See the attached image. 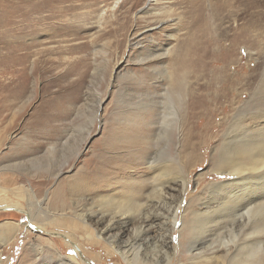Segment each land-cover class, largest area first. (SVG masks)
Returning <instances> with one entry per match:
<instances>
[{
    "label": "rangeland",
    "instance_id": "obj_1",
    "mask_svg": "<svg viewBox=\"0 0 264 264\" xmlns=\"http://www.w3.org/2000/svg\"><path fill=\"white\" fill-rule=\"evenodd\" d=\"M93 2L60 43L44 0H0V264H264V4Z\"/></svg>",
    "mask_w": 264,
    "mask_h": 264
},
{
    "label": "bare ground",
    "instance_id": "obj_2",
    "mask_svg": "<svg viewBox=\"0 0 264 264\" xmlns=\"http://www.w3.org/2000/svg\"><path fill=\"white\" fill-rule=\"evenodd\" d=\"M91 1H93V0H44V3H46V5H47V7L45 8V10L49 14L46 17L41 18V20L44 21V22H46L49 25L50 29L53 32L52 33V37L54 39L55 38L60 39V41H59L60 43H63V42H66V41L68 42V41H70L69 38L71 37L70 25H71V23H72L73 20H75V19H83V20H87L88 21V20H91L93 18V14L95 13V10H93L92 7L95 5V2L91 3ZM239 1H240L241 4H246V14H245V17H248V14H249V11H247V10H249L251 8H254V7H257L258 8V6H261V4H264V0H239ZM67 2H71V4L68 5V6H66V7H64L63 5H65ZM157 2H158V0H157ZM140 3H141V0H136V3L135 4L138 5ZM57 4H59L60 5V8H61V10L59 12L56 10ZM172 5H178V4L177 3H175V4L173 3ZM82 10H86V11L81 12ZM160 16H162V17L161 18L158 17L159 18V20H158L159 23L167 22V21H170L171 20L170 19L171 16H170L169 13H165V14L160 15ZM257 18H258L257 19L258 21L261 19V11L260 12H257ZM100 24H102V22H100ZM126 29H127L126 25L118 23L117 24V27L115 29H112V30L110 29L108 31V33H106V35L116 34V33H119V32H121L123 30H126ZM100 38H102V37H100ZM73 39H75V38H73ZM228 82L229 83L226 86V89H227V91L230 94V93H233L234 88L237 85V81L236 80H230L229 79ZM199 89L202 90V85H201V87L199 86L197 88V90H199ZM194 91H195V89L193 88L192 93ZM190 92H191V89H190ZM192 96H193V94L190 95V105H189V108H190L189 109V111H190V114H189L190 115L189 116L190 126L189 127H192V128H191V130H189V133H188L189 134V139H191V140L195 136L194 135V130L197 127L196 120H198V121L200 120V119H198V115L199 114L197 112V108L196 107L194 108V106H193V104H194V97H192ZM174 121H176L178 123L177 120H174ZM165 127H166V124H165ZM233 150H234V153L230 156L229 163L232 165V172L233 173H239V176L235 179V181L233 182L234 183L233 185L227 187V188H230V189L232 188L233 189V190L231 189V192L229 191L230 193L227 194V195H229V202H233V203L238 202L240 204V203L243 202V198H244V196L246 194V193H243L242 194L241 191L244 190L245 188H247V186H248L247 182H249V180L252 179L251 175H246L247 174V171H248V168H246V166H248V165L245 164L248 156H250V153L246 150V145L245 144L244 145L242 144V145L238 146L237 148H234ZM233 163H235V164L233 165ZM157 171H159V168H158ZM249 171H250V169H249ZM164 173L165 174H162V176L160 177V179L169 176L168 173H166L165 170H164ZM158 185H159V183H158ZM122 189H123V187H122V185H120L117 188L116 191H120ZM159 190H161V189H159ZM225 190H226V188H225ZM246 191H247V189H246ZM247 193H248V191H247ZM118 196H119V194L118 195H112V196L110 195L109 199L107 200L108 201V205H110L112 207L113 206H117V207H119V206H121V207L126 206V207H128V209L130 211L129 213H132V214H130L132 216V218H130L131 219L130 221H133V217H135V216H137L139 214L143 215V210H145L146 208H144L143 210L140 211L139 210L140 209L139 208V205L140 204H139L138 200H136V202L134 204L132 202H130V197L129 196H131V194H126V195H124L122 197L120 196V198ZM108 205H106V206H108ZM146 206H147V204H145V207ZM246 207H247V204H245L244 206L243 205H239V211L242 210V209H245ZM62 208H63L62 210L65 209L64 205H62ZM158 210H160V209H158ZM239 211H236V212H239ZM146 216H147V219L150 218V214L149 215L146 214L145 217ZM143 219H146V218L143 217ZM149 221H150V219H149ZM145 222H146V220H145ZM6 227L7 228H10L11 226H6ZM29 227H31V229L32 228L33 229L35 228V226L33 224H31V223H30ZM39 228H36V230H39ZM103 233L104 232L100 233V236H102ZM113 235L114 234L111 233V232H106V234H105L106 237H112L114 240L115 239H121V238H119L118 235H114V236ZM135 245H137V244L131 245V248H134ZM77 251H78L77 252L78 255L80 254V255L83 256V254H82L83 252L80 249H77ZM82 259H84V257H82Z\"/></svg>",
    "mask_w": 264,
    "mask_h": 264
}]
</instances>
